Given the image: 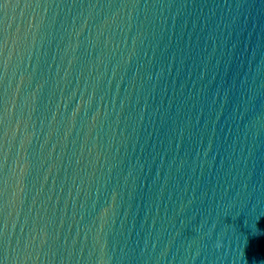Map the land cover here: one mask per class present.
<instances>
[{
	"label": "water",
	"instance_id": "1",
	"mask_svg": "<svg viewBox=\"0 0 264 264\" xmlns=\"http://www.w3.org/2000/svg\"><path fill=\"white\" fill-rule=\"evenodd\" d=\"M264 261V0H0V264Z\"/></svg>",
	"mask_w": 264,
	"mask_h": 264
},
{
	"label": "clouds",
	"instance_id": "2",
	"mask_svg": "<svg viewBox=\"0 0 264 264\" xmlns=\"http://www.w3.org/2000/svg\"><path fill=\"white\" fill-rule=\"evenodd\" d=\"M260 264H264V261H261Z\"/></svg>",
	"mask_w": 264,
	"mask_h": 264
}]
</instances>
